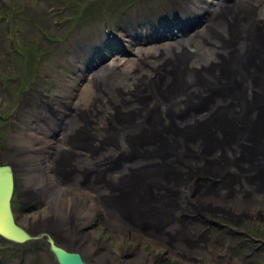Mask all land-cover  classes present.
I'll return each instance as SVG.
<instances>
[{"label": "rangeland", "instance_id": "obj_1", "mask_svg": "<svg viewBox=\"0 0 264 264\" xmlns=\"http://www.w3.org/2000/svg\"><path fill=\"white\" fill-rule=\"evenodd\" d=\"M213 1L214 0H0L1 152H7L9 158L19 155L23 157L25 155L34 156V154L43 155L45 158H48L49 154H53L55 146L59 145L65 150H68L65 142L69 141V138H66V140L62 138L63 129L57 119H61L60 116L65 113L72 119L75 113L80 110V107L74 109L71 107L72 105L80 102V104H87V106L90 104L88 103L90 102V98L86 97L87 95L85 98L81 96L80 91L84 88L87 91V88L91 87L92 92L95 93V91H101L103 89L104 83H109L110 80L116 79H123L126 88L133 89L131 86V81L132 83L135 82L133 80V74L140 70L139 67L141 65L138 62L137 66H135L137 63L136 59L137 57L140 58V55L146 56V54L149 53L139 52L137 49H149L150 52L154 53V46L157 47L160 44L174 42L178 37L181 38L193 32L198 33L203 28V23L205 22L204 13L209 10ZM233 2H236V0H225L224 4L227 5L226 7L231 6L230 8H232ZM224 16L226 15L224 14ZM174 27H176L175 31H178L175 32L176 34L174 32L170 33V31L174 30ZM183 28H186V30H183ZM189 29L192 30L190 31ZM227 34L229 37L230 33L227 32ZM115 36H119L118 42H121L120 44H116L117 41L114 39ZM217 36H220L218 30L215 32L213 31L208 37V40L214 39ZM202 39L206 40V35H204V37L202 36ZM225 40L227 41L226 37ZM137 52L140 55H136ZM160 53L161 51L158 52V55ZM187 54L188 52L182 51L173 56L172 59L177 64L179 60L183 61V58L186 57ZM130 60L132 62H129L127 65L126 61ZM141 63V71L147 72L149 69L148 73H150L153 70V65L148 66L150 63L147 62L146 58ZM99 64L100 66L107 65L105 69L104 67L100 69V71L103 70L101 72L103 78L95 81V83H91V79L89 80L90 75L98 69ZM219 72L224 74L222 71ZM219 72H217V74ZM169 73L170 71L165 75H169ZM165 75L158 80L154 78L155 85H157L154 86L155 92L160 93V86H165ZM171 89H173V86H171ZM122 92H124L123 89H120L118 94H120L122 100L126 104H129L127 102L128 99L124 98L125 96ZM144 93V91L140 90L139 94L135 95L134 98L137 97L138 100V96ZM165 93L168 95L170 94L169 87L165 88ZM150 95L151 94L147 96L150 97ZM212 97L207 100L210 106L213 105L214 98L212 99ZM145 101L146 98L141 99L139 97L137 103L134 104L139 108ZM106 104V99L102 97L99 103H91L83 113L85 116L89 117V124L87 126L89 129L88 132L91 133L92 137H98L97 139L100 142L99 147L105 146L101 152L109 148L111 149L110 151L115 150V152L122 149L124 152L122 155L123 159L127 158V160H121L119 168H127L128 170L126 173L137 172L135 175H131V177L142 173L143 170H138V167L148 162L146 157H148V159H152L154 156L168 157L170 158L172 166L178 169V173H174V175L170 174V179H174V181L167 184L166 188L169 189L170 186H173L174 189L179 190L181 189L179 184L184 187L186 183L193 182L194 180H189L183 184L178 181L179 171L188 166L187 160H192L196 156L197 158L202 157L201 159L206 160L207 164L210 163L205 167L209 171L216 165L217 159L211 160L209 153L215 145L218 144L217 142L210 144L204 151H199L197 148L200 147L202 149L204 141L202 142V140L199 139L194 141V143H190L189 139L186 138V145L183 148H179V150H181L180 153H176L172 151L174 146H176V142L174 143L173 139L167 138L166 142L168 141L169 143L167 146H162L157 149L153 148L157 143L156 139H159V135H157L158 128L162 125L161 113L155 110H153L152 113H150V110L149 115L144 119L145 125L150 124L155 114L154 118L156 121L151 132L141 127L138 129L137 133L128 134L127 138L121 139L120 137H115L112 145L103 143L102 141L109 136V133H103L102 130L118 128V125L123 124L126 119L122 115H116L117 111L115 110L112 112V115L115 116L108 122L105 121V119L102 120L98 115L97 117L95 115L96 110L99 109L103 114L108 111V106ZM129 105L133 106V104ZM192 108H194V106H192ZM54 109H57L58 112L56 111L54 113ZM218 109L219 111L221 110V104L218 106ZM48 111L50 113H48ZM128 114L129 113L125 115ZM198 114L199 113L194 117L198 118L203 115ZM42 115L44 116L42 117ZM214 115L217 116V113H214ZM36 118L38 123H35ZM81 118L80 116V120ZM135 120L136 119H134V121ZM211 120L212 117L210 118V121ZM55 125L58 127L55 128ZM195 128H197V123L188 125V129L180 130H183V134L190 137L192 135L191 130ZM50 129L51 132L54 129L53 133L59 135L55 141L48 133ZM2 131L5 132L1 134ZM174 131L168 133V135L180 139L183 134L178 132L173 133ZM142 132L147 133L143 135ZM179 134L180 137L178 138ZM211 134L214 136L212 132ZM83 138L86 139L84 136ZM88 140L90 139L88 138ZM62 143H64V145ZM71 149H73V146ZM78 151L81 152L80 149H78ZM76 152L77 150L75 151V149H73L72 153L76 154ZM132 152L138 157V159L133 162L132 160L135 157L132 160H128L127 157V155ZM114 157L115 154H110L107 157H100L103 159L101 163H106V161L112 160ZM221 158L223 161L226 160L223 155H221ZM46 159L45 165H41L44 171L48 168L49 164ZM137 162L140 163L137 164ZM21 166L25 167L23 169L25 171L29 165L25 166L24 163V166ZM135 166L137 167L135 168ZM165 168L166 167H163L164 170ZM163 169L161 170L163 171ZM25 176H27L26 173L18 172L15 174L14 198L17 200L19 198L18 192L25 187ZM148 176L151 178L153 177L150 171H143L142 177L145 178ZM209 177L205 175L202 176L201 178L204 181H201L198 186L193 182V190H195V192L203 190L205 192L207 191V194L220 196L222 204H228L239 200L245 202L255 195L254 191L242 188L240 182V184H237L236 177H234L235 183L232 184V194L217 188V186L214 189H209L206 180ZM78 182L76 183L78 184ZM153 184L158 188L163 187V183ZM252 187L255 188V185L253 184ZM200 194L203 195L202 193ZM208 196L213 197V195ZM123 199L124 197L116 196L114 199L111 198L109 202H112V200L113 202H122ZM187 202L188 200L186 199V203ZM20 207H23V209L26 208L22 215H19L23 224H29V222H26L27 220H25V218L34 221L38 220L37 222L30 223L33 227H36L40 221H43L47 218L46 216H48V214L53 212L51 211L52 208H45L42 202L37 201L29 202L23 200L22 206ZM55 207L64 210L63 207ZM163 210L165 209L163 208ZM176 212H178V210H175V214H177ZM255 214L264 217V212L259 211L250 214L251 217L245 216L240 221H234L228 216L221 215L220 212L216 214L207 213V217L216 220V223L207 226H200L199 223H197V228H190V230H196L188 232L187 236L184 235V237L188 240L194 233L198 234L200 228V230L204 231V238L209 239L206 245L208 252H214L216 250L214 247L218 246H222V254L229 249V251H231L235 250L236 247L240 249L243 248L240 254L241 259L238 255L239 249H237L238 251L236 252L238 259L242 260V264H264V247L261 249L262 253L257 254L252 252L254 251V247L264 242V228L260 227L259 229L258 224L249 223L256 217ZM93 220H95V225H101V223H103L101 221L102 217L100 218V222L99 219L96 220V218H93L91 221ZM168 220L169 218L164 219V221ZM222 224H226V227L221 228ZM208 226L210 227L206 230L205 228ZM27 227L29 229L28 225ZM93 227L92 225L88 226L87 232ZM187 227L189 228V226ZM172 228L173 227L170 225L169 230L172 231ZM248 229H251L252 234L249 233ZM181 230L183 229L179 228V231ZM99 231L104 232L103 229ZM104 233V235L107 234L109 237V240L104 244H111L110 239H113V237H111V234L107 233L106 230ZM107 236L106 238L108 239ZM122 239L118 237L114 238L112 240L113 242L115 241L114 246L119 247L118 245L122 244V246L128 247V245H125L124 241L122 242ZM175 239L176 234L171 235L170 240L175 242ZM258 241L261 243H258ZM13 244L14 242L0 238V248L8 245L12 247ZM92 244L88 239V244L86 245H90L89 247L91 248ZM95 244H97V241ZM22 246L27 261H31V255L38 252L36 248L39 244L25 242ZM139 247L141 246H134V251H139ZM141 249L144 250L143 247H141ZM146 250H151L149 253H152V247L147 246ZM143 252L144 254L146 253L145 251ZM153 252L160 253L163 252V250H156ZM2 254L10 257V263L16 261L12 258L14 252L11 255L7 253V251L0 252V255ZM45 255L46 252H38L39 257H45ZM137 257L140 258V255ZM43 262L44 264H54V261H52L48 255H46Z\"/></svg>", "mask_w": 264, "mask_h": 264}, {"label": "bare ground", "instance_id": "obj_2", "mask_svg": "<svg viewBox=\"0 0 264 264\" xmlns=\"http://www.w3.org/2000/svg\"><path fill=\"white\" fill-rule=\"evenodd\" d=\"M224 3L225 0H214L213 3H211L212 6H210L209 10L204 13L205 22L203 23V28L198 33L193 32L191 34L184 35L181 38L178 37L174 42L160 44L157 47L154 46L153 50L155 54L150 52L149 49H137L139 52L149 53H147L146 56H143L137 52L136 55H140L141 57H137V63L135 66H137L138 62L142 65L141 62H143L146 58L147 62L150 63L147 65H153V70L150 73H148L149 69L147 72L141 71L140 65V70L133 74V80L135 81L131 84L133 89L126 88L123 79H116L112 81L110 80L109 83H104L101 91H95V93H93L91 87H88L87 91L85 88L80 91L81 96L85 98L87 95L86 97L90 98V102H88L90 104L99 103L102 97L106 99L108 111L105 114L99 111V109L95 112V115L100 116L102 120L105 119L107 122L111 120L115 116L112 115L113 110L117 111L116 115H122L126 118L123 124H120L118 125V128H115L116 130L113 128L108 130L103 129V133L107 132V134H112L116 131L114 133L116 137H120L121 139L127 138L128 134L137 133L138 129L145 127L146 125L144 119L149 115L147 112L151 110L150 113H152L153 110H155L156 112L161 113L160 117L162 119V125L158 128L157 133V135H159V139H156L157 143L153 147L155 149L167 146L169 143L168 141L166 142V139L168 138L173 139L174 143L176 142V146H174L172 151L180 153L181 150H179V148H183L186 145V138L189 139L190 143H194V141L199 139L203 142L204 137L202 136H206L208 138L213 136L211 134V132L214 134L213 126L209 129L205 125H211V122L216 118L214 113L218 114L220 112L218 109L220 104L221 109H227L232 106L231 102L227 99L230 97L231 90L228 91L225 88H221L217 92L210 93L208 88V79L214 77V75H216L219 71L224 72V74H228L235 64L234 60L236 52L238 51L239 40L236 41L231 36L228 37V29L232 28L237 30L238 28H244V25H238L237 22L241 20L245 21L244 19L247 17H249L247 20L251 19V21L257 24L264 18V0H236L232 6L234 9L230 8L231 6L226 7L227 5ZM224 14H226V16H224ZM184 29L186 30V28H183V30ZM175 30L176 27H174V30L170 31V33L178 32ZM189 30L191 31L192 29ZM212 30L214 32L218 30L221 37L217 36L214 39L208 40V37L213 32ZM204 35H206V40L202 39V36L204 37ZM225 37L227 41L225 40ZM231 38L232 42L229 44ZM114 39L117 41L116 44L121 43L118 42L119 36H115ZM114 39L112 38L113 41ZM159 51H161V53L158 55ZM182 51L186 53L188 52V54L183 58V61L179 60L176 64L172 58ZM231 51L233 52V57L228 70H226V61ZM129 62L132 61H126V64L128 65ZM106 66L107 65H98V69L90 75L89 80L91 79V83H95V81L103 78V74H101L103 70L100 71V69L103 67L105 69ZM169 71V75H165ZM203 74H205V76H203ZM164 75V87H169L170 90L169 95L165 93L167 94L166 96H163L161 92L157 93L154 90V86H157L155 85L154 78L158 80ZM194 76L197 77L196 83L193 82ZM174 81L176 87L175 89H171L169 85ZM120 89H123L124 92H122V94L127 98H134L135 95L139 94L140 90L144 91L147 95L151 94L150 99L152 101L147 103L142 108H138L135 104L133 106L126 104L122 100L120 94H118ZM210 97H212V99L214 98L212 103L213 105L211 106L210 103L207 102ZM80 103L71 106L74 109H78L80 107V110L75 113L72 119L67 116V113L61 115V119H57L63 129L62 138L65 140L66 138H69L72 133H82L83 130L89 131L87 127L89 124V117H85L83 113L87 110L90 104L87 106V104L85 105ZM192 106H201L202 108H198L197 111L194 112L191 110ZM169 110L172 111V116H169ZM56 111L58 112L57 109H54V113ZM127 113L129 114L125 115ZM197 113H199L198 115H203L196 118L194 116H196ZM80 116L82 117L81 120ZM211 117L212 120L210 121ZM134 119L136 120L134 121ZM194 123H197V128L195 129L199 130V136L191 135L188 137L183 134V130H180L188 129V125H193ZM226 125H228V132L225 130L224 132L228 134L230 138L237 139L238 136H236L235 132H229L231 129V123L229 120L226 121ZM172 131H174L173 133L178 132L183 135L180 137L179 134L178 138L180 137V139L170 137L168 133H172ZM65 143L68 150H65L59 145L55 146L53 154H49V157H46L47 159L43 155L35 154L34 156L25 155L24 157H20L19 155L17 158H20V161L23 162L22 165L24 163L25 166L29 165L25 169V171H28V174H34L35 171L37 172L39 180H37L36 185L33 184L34 186L31 187L32 193L41 198V202L45 205V208H52L51 211H53L46 216L47 218L40 221L36 227H33L30 223L37 222L38 220L34 221L27 219L26 222H29V229H24L30 234H33V232L46 233L53 239L58 236L63 239L57 240L56 242L65 243V240L67 242L70 238L73 230L71 226L76 219L74 218L75 215L77 217H81L82 223L84 224H89L93 218H96V220L99 219L100 222V218L102 217L101 221L103 223H101V225L93 224L92 226L94 227L91 228L89 232L82 235L83 237L81 239L83 243L80 245L79 249H75L82 259V255H92L94 252L93 247L90 248L86 245L88 244V239L91 241L90 243L96 241L98 243L99 238H97V236L99 230L103 229L104 232L106 230L107 233L111 234L113 239L117 237L120 239L123 238L122 242L124 241L125 245H128V251H130V257L127 261L128 264H145L149 261L151 259V255L146 250V246L152 247V251H167L175 259L181 258L191 264L200 263L203 259H205L208 264H211L212 262V264H215L216 262L219 264H242L240 254L242 253L243 248L240 249L236 247L235 250H226L225 253L222 254V246H212L216 250L214 252H208L206 245L208 244L209 239L204 238V236L197 238L199 233H194L187 240L184 235L187 236L188 232L195 231L196 229L190 230V228H197L198 224L196 222H193L195 223L193 224L188 220L175 216V210L177 211L183 208L188 214H195L196 211H199L202 215L204 214L206 216L207 213L216 214L220 212L221 215L228 216L234 221H240L245 216L249 217L250 214L254 212H264V183L259 186L255 185V188H253V182H246V180L242 181L236 178L237 184L241 183L242 188L254 191L255 195L251 198L248 197L249 200L245 202L239 200L228 204H222L220 196L207 194L208 192L203 190H200L199 192H195V190H193V182L195 184L198 180L200 184L201 181H204L202 178H197L196 180V176L199 175L201 168L206 169L205 167L210 164V161L208 162L209 164H207L206 160L201 159L202 157L197 158L196 156L192 160H187V168L184 167L180 170L178 175L179 183L183 184L191 179H194L193 182L191 181L186 183L184 187L179 184L181 189H175L177 194H169V189L166 188L165 184H170L174 181V179H170L169 176H171L170 174L174 175V173H178V169L172 166L170 158L154 156L152 159H148V157H146L148 162L143 163L142 166L140 165L138 167V170L142 169L145 172L150 171L153 176L152 178L150 176L145 178L142 177L143 171L141 174L131 177V175H135L137 172L126 173L128 170L127 168L118 167L114 173L112 172L110 174L109 179L106 181V184L110 185L109 188L107 185L95 182L92 178L85 182L83 179V173L86 172V168L91 167L94 162H102L103 159L100 157H107L110 154H124L122 149L115 152V150L110 151L111 149L109 148V151L106 150L104 152H99L100 157H97L94 162H90V159L84 150H82L83 152H79L77 150L76 154L72 153V143H69L68 141ZM217 143L218 144L215 145L209 153L210 159H217V163L213 166V168H211V173L208 169H206L205 176L208 177L215 176V173L222 169L221 166L224 165L223 167H225L226 165L224 163L225 160L223 161L221 158V155H225V153L221 150L220 143ZM62 144L64 145V143ZM197 149L201 151L200 147ZM132 153L127 155V157L128 160H132L135 157L132 160L133 162L138 159V157ZM4 156H7V154ZM45 159L49 162V164L48 168L44 171L41 165H45ZM118 160H120V158H118ZM126 160L127 158L123 159V161ZM73 161H77L79 164L78 170L71 174V176L69 174L65 175L63 171H66V164L72 163ZM248 161L251 163L250 159H248L245 161V165ZM140 162H137V164ZM59 165H61L62 168L59 167ZM136 167L137 166H135V168ZM163 167H166L165 170ZM161 169H163V171ZM166 181H168V183ZM76 182H78V184ZM153 183H163V187L158 188ZM208 195H213V197ZM116 196L124 197L123 201L113 202L112 200V202H109L111 198L114 199ZM144 199H146L145 202ZM186 199L188 200L187 203ZM55 206L63 207L64 210L59 208L57 209ZM163 208L165 210H163ZM162 212L171 213V215H167L169 216L170 221L161 220V218H164L163 216H166ZM142 222H144V225H142ZM170 225L173 227L172 231L169 230ZM187 226H189V228ZM179 228L183 230L179 231ZM173 234H176L175 242L170 240L171 235ZM113 239H110V241L112 242ZM137 245L143 247L144 250L139 247V251H134V246ZM118 246L121 247L122 244H119ZM105 247L110 248V244H103V248ZM237 249H239L238 255L240 259H238V255H236V252L238 251ZM143 251L146 253L144 254ZM97 254L98 255L94 258L95 264H115L116 257H111L110 255L106 256L102 251H98ZM138 255H140V258L137 257ZM106 261H110V263Z\"/></svg>", "mask_w": 264, "mask_h": 264}, {"label": "water", "instance_id": "obj_3", "mask_svg": "<svg viewBox=\"0 0 264 264\" xmlns=\"http://www.w3.org/2000/svg\"><path fill=\"white\" fill-rule=\"evenodd\" d=\"M247 19L249 17L244 19L245 21L237 22L238 25H244V28H238L237 30L229 28L234 32L233 39L239 40L238 51L235 55V66L228 74H216L209 81L214 92L219 91L221 88L231 90L230 97L227 99L232 104L227 109H221L210 126L205 125L209 129L213 126L214 136L209 138L202 136L205 139L202 145L203 151L213 142H219L221 150L225 153L223 156L226 159L224 161L225 167L222 165V169L218 170L215 176L212 177L214 180L210 181V189L217 186L221 190L226 188L232 192L234 177L242 181L253 182L256 186L264 183V25ZM154 117H152L150 124L145 126V129L150 132L153 130L156 121ZM227 120L231 123L229 132H235L238 136L237 139L230 138L224 132V130L228 132ZM115 132L109 133V136L102 142L112 145L116 137ZM191 134L199 136V130L192 129ZM97 138V136L96 138L92 137L90 132L83 130L82 133H72L68 142L72 143L73 149L84 150L90 162H94L97 157H100L99 152L105 147H99L100 142ZM122 155L118 153L106 163L97 161L94 164L92 163L94 166L87 167L86 172L83 173L84 181L87 182L92 178L95 182L107 185L110 188L106 181L109 179L110 174L114 173L120 166L119 161L123 160ZM248 159L251 163L248 161L245 165V161ZM78 165L77 161L66 164V171H63V173L71 176L78 170ZM59 167L62 168L61 165ZM201 174L205 175L206 169L201 168L199 175ZM166 182L168 183V181ZM14 183L11 163L0 164V237L10 242L23 244L33 241L36 236L26 231L14 218L11 210ZM168 193L177 194L173 186H170ZM145 201L146 199H144ZM162 213L166 216L171 215L167 212ZM142 225H144V222H142ZM41 234V237L47 240V248L53 256L54 264H90L81 258L74 246V250L65 248L48 234Z\"/></svg>", "mask_w": 264, "mask_h": 264}, {"label": "flooded vegetation", "instance_id": "obj_4", "mask_svg": "<svg viewBox=\"0 0 264 264\" xmlns=\"http://www.w3.org/2000/svg\"><path fill=\"white\" fill-rule=\"evenodd\" d=\"M4 132L5 131H2L1 134H3ZM5 154H7V152L6 153H4V152L1 153L0 152V164L7 163L9 161L12 162L11 165L13 167V176H14V178H15V174L18 173V172L27 174V176H25V178H26L25 187L22 188V190L18 192V197H19L18 200L14 198L15 189L13 188L14 192H13V195L11 197V199H12L11 210H13L14 218H15V220H17L18 224L20 226H23L24 228L28 229L27 228L28 224L27 223H25V224L21 223L20 216H19V215H22V213L25 211L26 208L23 209V207H20V206H22V202H23L24 199H26V200H28L30 202H32L34 200H37L38 202L39 201L41 202V198L38 195L33 194L32 193V188H31L34 185H36L37 180H39V176H37V172L36 171H35L34 174L33 173L28 174V171H24L23 170L24 167L21 166L23 162L20 161V158L17 159L18 156H13L10 159L8 156H4ZM13 159H16V160H13ZM15 161L16 162L18 161L20 163L17 162V164H16ZM33 175H34V177H33ZM31 176H32V178H31ZM27 185H29V186H27ZM14 187H15V183H14ZM22 195H23L24 199H21ZM98 207H99V205H98ZM25 220H27V219L25 218ZM78 222H79V224H78ZM77 224H78V226H77ZM93 224L94 223H92V222H90L89 224H84V223H82V218L81 217L80 218H76L75 221H74V224H72V226H71V228H73V231L71 232L70 238L68 239L67 242L65 240L66 244L65 243H61V242H57V243L62 245L65 248L67 246V248H69L71 250H74V247H75V249H77V248L79 249L80 245L83 243L82 239H81L83 237L82 235H84L87 232V229H88L87 227L89 225L91 226ZM74 226H75L76 229H74ZM104 234L105 233L103 231H99L98 236H97V238H99L98 239V243L97 244H95V242H93V244L91 243L92 247L94 249L93 250L94 252L92 253V255H87V256H85V255L83 256L82 255V257L85 260V262H89L90 264H92V263L95 264L94 263V258L98 255L97 252L98 251H102L103 254H105L106 256L110 255L111 257H116L117 259L115 260V264L116 263L117 264H128V263H126L128 261L129 253H130V251H128V247H126V246L116 247V246H114L115 242L112 241L111 244H110V248L109 247L103 248V244L106 243V241L109 240V237L107 235H104ZM31 235L36 236V238H34V240L29 242V243H33V244L34 243H38L39 246L36 248V250L38 252H42V253L46 252V255H48L52 259V261H54L51 252L48 251L47 240H45V238L43 239V237H41L42 234L33 232V234H31ZM106 236L108 237V239L106 238ZM53 240L57 241V240H61V238L56 236V238L53 239ZM78 242H79V244H78ZM22 245L14 243L12 247L9 246V245L8 246H2L0 248V252L7 251V253H9L10 255L13 254V252H14L12 258H14L16 261L10 263L11 262L10 257L7 256V255H3L2 254V255H0V264H44L43 261L45 260L46 255H45V257H39L38 256V252L35 253L34 255H31V261H29L30 262L29 263L27 261L26 254L23 252V246ZM146 248H147V246H146ZM147 251L151 252V250H147ZM163 252L155 253V252L152 251V253H149L151 255V259L149 261H147L145 264H168V262H169V264H189V263H187L185 260H183L181 258L175 259L167 251L165 253H163ZM119 255H120V257H118ZM106 262H108V261H106ZM54 263H55V261H54ZM108 263H110V261ZM205 263L208 264L206 262V260L203 259L200 263H195V264H205ZM215 264H219V263L216 262Z\"/></svg>", "mask_w": 264, "mask_h": 264}]
</instances>
